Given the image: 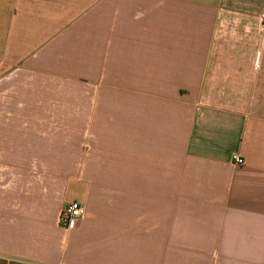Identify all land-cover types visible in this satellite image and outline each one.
I'll return each mask as SVG.
<instances>
[{"label": "crops", "instance_id": "0c3cea01", "mask_svg": "<svg viewBox=\"0 0 264 264\" xmlns=\"http://www.w3.org/2000/svg\"><path fill=\"white\" fill-rule=\"evenodd\" d=\"M263 24L264 0H0V264H264ZM99 62L114 150L44 174L58 99L19 74Z\"/></svg>", "mask_w": 264, "mask_h": 264}, {"label": "rangeland", "instance_id": "374dc122", "mask_svg": "<svg viewBox=\"0 0 264 264\" xmlns=\"http://www.w3.org/2000/svg\"><path fill=\"white\" fill-rule=\"evenodd\" d=\"M93 56L95 59L98 57L97 54ZM99 64L102 68H100V71L96 70L94 73L95 77L93 75L90 79H88V77L73 75V72H69L71 74H69L66 78H63V73L53 75L40 69H30L22 71L24 72L22 75L19 74V77L25 78V81H28V79L36 80V84L38 85H36V88L41 89L39 95L43 96L44 100L48 95H57L58 100L53 101L52 104H56V106H58L60 115L58 119L59 123L58 125L55 124L54 127H52L54 124H51L52 131L49 133L47 132L48 128H43L42 136L45 140H47L49 145H52V149L43 150V159L49 158L52 163H55V160H57L59 165H48V167L44 166V174L53 170V172H51L52 174L56 171V169H58L57 173L60 175H66V173L68 171L70 172V170H72L75 174H81L83 173L84 157L88 158V163H91V167H93L94 161L98 160L101 152L104 155L108 152H113L111 150H114L115 143L118 141L119 136L116 135L114 131L113 134L100 132V126L95 123V121L99 120V118L96 119L94 115L95 111H97L95 106L98 99L97 94L99 93L101 87L105 89V81H113V79L108 78V80H106L105 77L109 66L112 64L107 62H99ZM99 76L101 79L98 80L96 77ZM32 81L34 82V80ZM14 86H16V88L18 87L17 85H13L10 88V91ZM22 87L23 90L34 88L32 84L27 82L23 83ZM107 89L115 88L107 85ZM88 95L91 97L90 100H92V107L90 108L84 107V97ZM45 110H47V108H44V111ZM69 111H74L75 118L68 117ZM83 115H85L87 120V126L85 128H83ZM41 120L44 125L46 124V121H52V123H56L57 121L56 117L53 119L42 118ZM109 139L111 140L106 141ZM106 142H110L113 149L103 148V151H100L99 146L102 143L104 146ZM68 162H72L73 166H67ZM67 205L68 203L60 209L59 213V224L64 228L67 227L62 224L60 215Z\"/></svg>", "mask_w": 264, "mask_h": 264}, {"label": "built area", "instance_id": "2783aa9c", "mask_svg": "<svg viewBox=\"0 0 264 264\" xmlns=\"http://www.w3.org/2000/svg\"><path fill=\"white\" fill-rule=\"evenodd\" d=\"M264 26V24H263ZM234 163L236 164H245L246 160L244 157L240 155H235L233 158ZM84 214L83 205L79 201H71L68 205L64 208L60 215V220L63 225L67 228H72L75 226L78 219H80Z\"/></svg>", "mask_w": 264, "mask_h": 264}]
</instances>
